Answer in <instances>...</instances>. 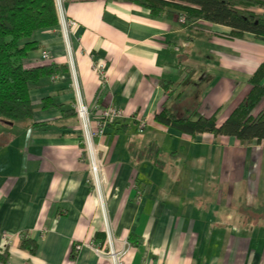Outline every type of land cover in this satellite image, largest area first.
Returning <instances> with one entry per match:
<instances>
[{"label":"crops","instance_id":"obj_1","mask_svg":"<svg viewBox=\"0 0 264 264\" xmlns=\"http://www.w3.org/2000/svg\"><path fill=\"white\" fill-rule=\"evenodd\" d=\"M64 5L86 103L122 112L96 144L115 246H129L123 264H264V142L191 137L153 120L168 81L166 108L221 123L264 62V41L204 21L187 27L128 0ZM31 39L27 65L45 63L47 50L65 71L30 88L34 125L0 122V255L6 264H110L86 246L104 249L105 234L58 26ZM95 63L105 64L104 81ZM22 237L36 242L34 254Z\"/></svg>","mask_w":264,"mask_h":264},{"label":"trees","instance_id":"obj_2","mask_svg":"<svg viewBox=\"0 0 264 264\" xmlns=\"http://www.w3.org/2000/svg\"><path fill=\"white\" fill-rule=\"evenodd\" d=\"M128 1L148 10L153 16H176L177 20L184 16L182 24L187 27L204 21L230 28L233 37L249 33L264 41V12L253 11L264 9V0ZM57 24L54 0H0V122L34 125L31 122L30 88L42 77L64 72L65 67L48 62L27 65L28 55L38 48V43L31 37L35 31ZM160 86L165 91V100L153 117L156 123L191 137L209 133L233 137L242 145L264 142V108H261L264 101V62L248 80L246 94L221 123L214 115L202 116L190 109L178 113L166 108V102L173 94L171 83L161 81ZM151 150L154 156L159 154L157 148ZM20 248L34 254L37 244L28 237H22ZM75 255L72 251L70 257L75 259ZM0 256L1 262L5 263L6 252Z\"/></svg>","mask_w":264,"mask_h":264},{"label":"built area","instance_id":"obj_3","mask_svg":"<svg viewBox=\"0 0 264 264\" xmlns=\"http://www.w3.org/2000/svg\"><path fill=\"white\" fill-rule=\"evenodd\" d=\"M54 4L58 22L57 26L66 52L69 84L73 96V111L78 122L80 141L89 166L90 183L101 212L103 232L105 234L104 249L94 247L90 243L86 246L93 248L100 257L107 259L110 264H123V259L129 251V246L125 243L120 249H116L115 246V239L106 210L103 166L99 158L100 148L96 144V140L105 134V129L122 117V112L115 107H107L106 109L98 111L97 106L86 103L72 46L74 22L66 14L64 0H54ZM178 21L184 23V16H179ZM41 59L44 62L50 61V55L47 50L41 52ZM93 68L101 81H104L105 64L95 63ZM143 124L142 122V127L144 126ZM82 246L81 244L74 245L73 252L77 253ZM2 249L3 246H1L0 250ZM0 264H6V262L3 263L0 261Z\"/></svg>","mask_w":264,"mask_h":264},{"label":"water","instance_id":"obj_4","mask_svg":"<svg viewBox=\"0 0 264 264\" xmlns=\"http://www.w3.org/2000/svg\"><path fill=\"white\" fill-rule=\"evenodd\" d=\"M6 124H11V123H6Z\"/></svg>","mask_w":264,"mask_h":264}]
</instances>
